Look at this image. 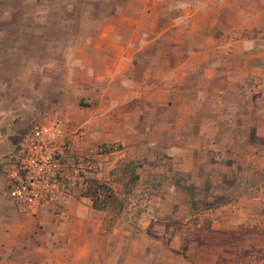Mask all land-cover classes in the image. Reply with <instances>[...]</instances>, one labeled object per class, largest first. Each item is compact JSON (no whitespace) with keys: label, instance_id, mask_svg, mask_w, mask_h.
Masks as SVG:
<instances>
[{"label":"crops","instance_id":"1","mask_svg":"<svg viewBox=\"0 0 264 264\" xmlns=\"http://www.w3.org/2000/svg\"><path fill=\"white\" fill-rule=\"evenodd\" d=\"M112 1L81 0L93 25H69L53 0H0V110L20 109L39 93L58 94L63 111L87 113L82 125L95 128L101 142L122 138L119 126L125 135L133 129L131 115L119 122L117 110L136 103L150 117L162 105L144 140L147 158L168 165L145 166L139 176L148 202H177L149 191L153 174H190L195 184L201 175L213 184L210 163L217 157L264 162L258 144L264 138V0H183L172 13L166 0ZM121 10L124 25H117ZM55 14L61 25L53 24ZM66 93L75 98L66 103ZM11 125L0 119V264H183L154 261L148 244L128 238L104 241L128 228H119L117 218L103 223L77 188L35 215L18 211L6 191ZM248 141L253 145L242 148ZM236 206L233 213L243 216ZM222 208L220 218L229 220V207Z\"/></svg>","mask_w":264,"mask_h":264},{"label":"rangeland","instance_id":"2","mask_svg":"<svg viewBox=\"0 0 264 264\" xmlns=\"http://www.w3.org/2000/svg\"><path fill=\"white\" fill-rule=\"evenodd\" d=\"M166 1L170 3L169 11L172 13L174 4L183 0ZM53 2L55 9L64 8L63 18L69 20V25H93L88 12L84 10L87 6L81 0ZM72 6L75 8L72 9ZM101 10L108 12L109 5H103ZM133 15L136 18L137 14ZM122 16L124 11L121 10L117 15V25H124ZM59 17L54 15V25H61ZM168 22L171 23L172 20ZM155 25H158V20ZM75 32L71 30L70 36ZM56 36L55 34L54 37ZM54 74L53 80L57 83L61 80L59 68L55 69ZM69 98H75L74 94L66 93V103ZM60 100L62 99L58 94L39 93L29 105L20 109L0 110V119L12 121L11 130L14 134V141L4 158L6 165L15 155L21 136L29 128L35 124L58 123L61 135H65L67 141L64 152L74 161L79 158L82 160L83 177L76 179L74 188L84 195L87 180L94 179L105 183L117 199V202L107 204L104 210L95 211L100 212L103 223L117 218L120 221L118 227L128 228V231H118L115 234L117 236L112 237L105 235L104 241L122 242L128 238V241L135 244H148L149 257L154 261L164 257L176 263L180 259L183 264H264V162H244L243 159L236 158L237 154L234 153L240 150L238 147L231 152L234 156L217 157L210 163L213 184H204V177L201 175L198 176L201 179L199 184H195L190 174H153L149 191L154 195L169 193L177 202H148L143 195V189L147 186H143L139 176L145 171V166L163 168L168 165L167 160L164 161L161 157L147 158L150 145L145 146L147 140H144L149 125L158 119L154 116L162 117L164 110L159 108L162 105H156L158 112L150 117H142L144 111L136 109L139 106L136 103L131 104L132 107L128 105L117 110L119 122L131 115L129 120L133 129L125 135V131L119 126L117 130L123 135L122 138L119 135V139L106 138L99 142L94 140L97 135L95 128L90 130L82 125L87 113L78 115L74 111H63ZM93 112L91 111V115L95 114ZM109 113L105 112L106 119H109ZM246 131L249 133V129ZM79 133L77 138L76 134ZM105 134H109V131ZM138 138L140 141L136 140ZM258 144L264 150V138ZM252 145L253 141H248L242 148ZM134 175L136 178L132 179ZM171 182L173 188L170 187ZM205 204L208 206L205 207ZM236 205L243 216L233 213ZM223 206L229 207V220L220 218L224 216ZM151 212L153 215L149 217ZM165 253H169L168 257ZM132 256L139 259L136 248Z\"/></svg>","mask_w":264,"mask_h":264},{"label":"built area","instance_id":"3","mask_svg":"<svg viewBox=\"0 0 264 264\" xmlns=\"http://www.w3.org/2000/svg\"><path fill=\"white\" fill-rule=\"evenodd\" d=\"M60 130L55 122L33 125L8 161L6 191L21 213L35 215L49 203H58L83 177L82 160L74 161L64 152L67 141Z\"/></svg>","mask_w":264,"mask_h":264},{"label":"trees","instance_id":"4","mask_svg":"<svg viewBox=\"0 0 264 264\" xmlns=\"http://www.w3.org/2000/svg\"><path fill=\"white\" fill-rule=\"evenodd\" d=\"M134 178H136L135 175L132 176V179ZM83 194L90 198V207L93 210L101 211L106 208L107 204L117 202L109 187L105 183L95 181L94 179L87 180ZM206 206L208 205L205 204Z\"/></svg>","mask_w":264,"mask_h":264}]
</instances>
